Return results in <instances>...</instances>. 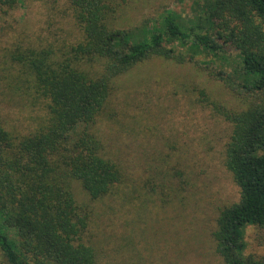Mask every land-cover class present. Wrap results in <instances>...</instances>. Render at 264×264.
<instances>
[{
    "label": "trees",
    "instance_id": "1",
    "mask_svg": "<svg viewBox=\"0 0 264 264\" xmlns=\"http://www.w3.org/2000/svg\"><path fill=\"white\" fill-rule=\"evenodd\" d=\"M25 1L0 0V9ZM66 1L79 43L9 53L46 115L25 136L0 122V264H97L85 240L93 211L77 202L72 184L99 201L115 195L122 180L93 130L113 80L149 58L185 63L197 57L237 95L261 99L224 112L231 125L225 167L241 196L220 212L213 241L221 264H264L244 255L248 227L264 243V0H191V16L166 10L127 31L113 27V0Z\"/></svg>",
    "mask_w": 264,
    "mask_h": 264
},
{
    "label": "rangeland",
    "instance_id": "2",
    "mask_svg": "<svg viewBox=\"0 0 264 264\" xmlns=\"http://www.w3.org/2000/svg\"><path fill=\"white\" fill-rule=\"evenodd\" d=\"M113 27L130 30L171 10L191 16V0H113ZM4 10V9H3ZM81 41L66 0H26L0 9V122L25 136L46 109L18 78L9 53ZM203 58L176 63L149 58L113 80L105 110L93 126L105 158L121 170L115 195L91 201L73 182L78 203L93 211L85 236L97 264H221L213 233L221 211L240 200L225 167L231 125L225 111H241L260 98L242 97L210 75ZM244 255L264 258L254 227L245 231Z\"/></svg>",
    "mask_w": 264,
    "mask_h": 264
}]
</instances>
